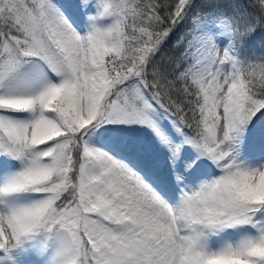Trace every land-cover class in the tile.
Here are the masks:
<instances>
[{"label":"snow or ice","instance_id":"6c2138e0","mask_svg":"<svg viewBox=\"0 0 264 264\" xmlns=\"http://www.w3.org/2000/svg\"><path fill=\"white\" fill-rule=\"evenodd\" d=\"M0 264H264V0H0Z\"/></svg>","mask_w":264,"mask_h":264},{"label":"trees","instance_id":"16d2710c","mask_svg":"<svg viewBox=\"0 0 264 264\" xmlns=\"http://www.w3.org/2000/svg\"><path fill=\"white\" fill-rule=\"evenodd\" d=\"M254 47H255L256 51H259L260 50L258 43L255 44Z\"/></svg>","mask_w":264,"mask_h":264}]
</instances>
